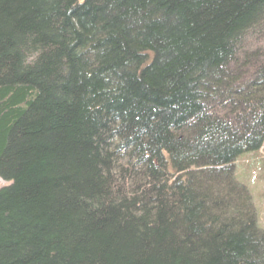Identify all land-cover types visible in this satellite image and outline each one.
<instances>
[{
  "label": "trees",
  "instance_id": "1",
  "mask_svg": "<svg viewBox=\"0 0 264 264\" xmlns=\"http://www.w3.org/2000/svg\"><path fill=\"white\" fill-rule=\"evenodd\" d=\"M263 143L264 0H0V264H264Z\"/></svg>",
  "mask_w": 264,
  "mask_h": 264
},
{
  "label": "rangeland",
  "instance_id": "2",
  "mask_svg": "<svg viewBox=\"0 0 264 264\" xmlns=\"http://www.w3.org/2000/svg\"><path fill=\"white\" fill-rule=\"evenodd\" d=\"M234 171L237 179L248 188L255 205L258 224L264 228V143L259 152L239 156ZM6 185L7 182L0 179V188Z\"/></svg>",
  "mask_w": 264,
  "mask_h": 264
}]
</instances>
